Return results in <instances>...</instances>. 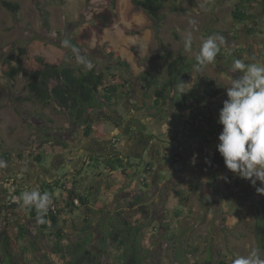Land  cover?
Returning <instances> with one entry per match:
<instances>
[{
	"label": "rangeland",
	"instance_id": "obj_1",
	"mask_svg": "<svg viewBox=\"0 0 264 264\" xmlns=\"http://www.w3.org/2000/svg\"><path fill=\"white\" fill-rule=\"evenodd\" d=\"M7 1L19 3L21 8L19 13L13 14L2 6V0H0V155L9 151L12 156L9 161L1 160L8 164L0 166V189L8 190L5 197L0 193V209H2L0 229L8 232L11 237L12 264H68L71 256L56 253L57 239L53 235H43L40 232L37 221L29 217L25 206L13 211L6 209L9 203L18 201L9 192L15 186H19V189L28 187L27 191L37 190L41 182H52L58 178L71 179L74 174H80V172L83 175L80 178L77 175L76 178L82 179L89 168L91 170L94 168L96 161H93L92 166H89L91 164L89 162L88 164L80 162L83 166L79 164L82 169L77 172L71 171L73 167H78L79 163H76L73 153H69L68 157L74 159H67L61 165L54 164L52 156L46 155L42 166L24 165L25 174L20 172L14 174L12 171L21 166L16 158L17 153L24 151L26 152L24 161L33 160L27 152L33 154L38 141L45 138L46 134L53 138H63L64 135L67 136L65 140L70 142H72L70 136L77 139L79 134L75 133L77 127L68 121L65 112L56 103L42 105L37 100L22 101V98L28 94L25 79L17 77L13 82L9 81L3 77L1 66L5 58L19 55L25 68L34 70L38 68L34 57L43 56L51 63L71 68L76 72L78 69L86 70L84 66L77 64L70 49L63 47L61 41L64 39L71 41L74 36L80 34L82 28L91 22L92 14L99 9L100 0ZM239 1L163 0L161 13L165 15V20L158 24L144 13H139L129 20L126 16L128 0H121V21L107 30L105 40L125 61L130 63V69L118 66L100 49L96 40H93L87 48H79L82 54L93 63V70L105 73L106 86L116 85L126 80L128 86L133 87L130 96L118 97L111 106L102 105L100 111L110 112L127 124H132V120L137 116L140 120L135 124L136 126L142 127V120L150 125L148 134L153 127L155 129L157 126L161 145L167 146L170 149L168 155H171L174 151L171 149L175 148L173 144L175 138L172 136L177 125L180 124L179 120L182 121V119L177 120L175 115L180 112L173 110V107L170 109L168 105L167 108L170 111L164 107V111L161 112L160 108L159 112L152 107L155 100L154 91L167 79L168 63L183 56L188 60L195 58L202 41L214 34L224 37V42L220 46L229 55L243 50V61L246 64L264 61V7L258 2L247 5L245 9L254 14L256 19L251 23L236 24L232 14ZM46 22H49V28L46 27ZM189 31L192 32V47L191 50L185 51L184 38ZM52 33H55V37L51 35ZM19 50L23 53L20 54ZM167 54L171 56L169 61L166 59ZM142 74L147 78L139 79ZM153 74H156L158 78V85L154 84ZM189 74L192 82L181 89L188 93L193 90L199 96L202 94L198 92V88L205 87L211 80H215L218 86L226 88L230 86L233 78H239L242 75L239 72L231 73L229 68L219 63L217 58L213 64L205 66L201 71L193 68ZM143 84L146 85L147 90ZM226 99H228L227 90L214 100L203 99V102L211 105L213 109L207 110L211 115H204L203 124L211 121L210 127L215 129L216 124H219V112ZM200 112L202 113L203 110ZM201 113L197 115L200 116ZM94 114L97 115V113ZM183 114L184 119L191 113L187 111ZM163 124H168L169 132L166 137L161 135ZM109 125L111 124L98 119L94 123V129L102 135H108L110 130L114 129ZM205 129H198V133L191 138H187L189 137L187 135L185 139H193V144L195 140H201L198 144L204 145L202 140L205 139L206 134H200ZM221 131L222 129L208 138L209 142L205 144L208 146L206 149L200 150L197 143L195 146L192 144L189 145L191 147L185 148L182 156L188 158L187 165L182 163L177 167H167L164 170L157 159L146 158V161L149 160L148 162L154 165L152 173L146 174L142 168L143 165L140 168L136 176L140 180L139 187L146 192L143 196L145 204L153 206L152 219L146 223L142 238L144 264H175V256H178V259L183 260L185 264H218L221 259L232 264L234 259L247 256L253 248H258L255 236L258 208L253 196H264L256 191V188L262 185L257 181L256 186H253L251 181L237 177L230 170L213 166L212 154L220 143L218 137ZM187 143L189 144V140L181 144L177 142V145L182 147ZM42 150H46V154L48 150L50 151L48 148ZM16 162L19 163L16 164ZM44 166L46 170L43 169ZM59 166V169L53 170ZM84 168L85 171H82ZM69 172L68 178L66 173ZM52 173L58 177L52 176ZM112 175L109 176L104 171L98 177L92 176L86 179L89 182L99 178V195L103 200V206H108L106 211L115 214L119 209L133 222L134 218L139 217L140 214L137 207H129L128 199L142 193L131 191L123 194L124 192L120 190L110 189V187L121 188L128 185L127 180L115 174ZM31 181L32 184H30ZM225 181L229 182L228 186L225 185ZM145 184L148 187H145ZM178 191L187 198V204H178L176 195ZM219 191L223 195L231 193L232 196L223 201ZM61 192L65 194L62 190H57L56 195L59 196ZM23 193L24 191L21 192L22 195ZM124 195L127 196L124 200L126 203H122ZM79 210L77 209V212H80ZM108 215L110 213L106 212L105 216ZM64 218L65 220L60 224L65 233L63 243L72 245L86 235L75 227V222L79 225L83 224L82 215L70 213L68 210ZM98 223L100 222L97 217L95 224ZM166 226L173 231L175 235L173 238L171 237L173 233L169 232ZM22 227L25 229L24 234H21ZM89 236H94L92 243L96 246L102 233L98 228H93ZM99 246L104 251H109L106 254H100V264H113L111 262L113 256L110 253L118 252L116 247L109 244H99ZM1 247L0 242V249ZM5 259V254L2 253L0 264Z\"/></svg>",
	"mask_w": 264,
	"mask_h": 264
},
{
	"label": "trees",
	"instance_id": "obj_2",
	"mask_svg": "<svg viewBox=\"0 0 264 264\" xmlns=\"http://www.w3.org/2000/svg\"><path fill=\"white\" fill-rule=\"evenodd\" d=\"M51 1L57 2L61 0ZM256 2L264 7V0H240L233 10L232 16L234 22L236 24L253 22L256 17L254 14L247 11L245 7ZM1 4L13 14L19 13L21 8L20 4L17 2L2 0ZM162 9L163 0H128L126 16L131 20L135 15L144 13L155 20L158 24H161L165 20V15L161 13ZM120 21L121 0H100V7L92 14L91 22L83 27L80 34L74 36L70 42L78 48H87L92 44L93 40H96L100 49L111 60L115 61L118 66L130 69V63L125 61L119 52H117L115 48L105 40L107 30L119 24ZM46 27L49 28V22H46ZM237 52L235 51L233 54L229 55L220 46L216 58L219 63H222L230 69L234 59L243 60V50ZM19 53L21 54L23 51L19 50ZM18 56L5 58L2 61L1 73L3 77H6L11 82L17 77H23L25 79L28 94L22 98V101L34 102L37 100L42 105H48L50 102L56 103V105L65 112L68 121L73 126L84 128L87 137L94 131L93 126L98 119H102L104 123L116 127L121 125L122 122L118 116L112 115L110 112L102 113L100 107L102 105L111 106L118 97L130 96V91L133 87L132 85L128 86L126 80L121 81L116 85L106 86L105 73L97 72L93 69L91 71H88L87 69H78L76 72V70L71 68L64 66L61 67L57 64L51 63L43 56H35L34 60L38 64V68L28 70L25 68L22 59ZM170 58L171 56L167 54L166 59L169 61ZM195 64V58L188 60L184 56L170 61L167 66V79L160 88H157L154 91L155 100L152 107L157 110L161 108V112L164 111V107L167 108L170 106V109L173 107V110L180 112L175 115L177 119H183V113L189 111V113L192 114V117L188 121H183V126L186 128L188 125H191L195 127L194 133H197L199 131V122L196 120L193 113L201 109H204L207 112L210 107L203 102V99L207 98L214 100L227 90V87L224 88L221 85L218 86L215 80H211L205 87L202 86V88H198V92L202 94V96H199L197 92H194L193 90L189 91V93L182 90V87H185L192 82V77L189 73H191ZM146 78L147 77L142 74L139 79L143 80ZM153 81L155 85H158L156 74H153ZM181 81L185 83L182 84V87L178 91L177 85L180 84ZM143 86L147 90L146 85L143 84ZM181 93L185 94L182 95ZM170 109H168V111H170ZM94 113H97L98 116ZM162 115L163 114H161V116ZM160 118L162 119V117ZM216 127L217 129L215 131L207 129L203 132L206 134V137L202 142H209L208 138L214 135V133H219V130L222 129L223 126L221 124H216ZM46 131H48L47 128ZM178 143L181 144V142ZM67 146L68 144L61 140V138H53V136L51 137L46 134L45 138L43 137L38 141L33 154L29 152H27V154L33 159V163L42 165L47 155L46 150H42L43 148H48L50 151L56 152L60 149L65 150ZM207 147L208 146L205 145L204 149ZM25 153L26 152L17 153L16 158L20 162H24ZM0 157L9 161L12 156L9 151H5ZM128 159L117 157L101 161L97 157H89L88 162L91 163L89 166H92L93 161H96V164L92 170L90 168L88 169L86 176H83L82 179L77 180L76 177L71 179L58 178L57 180H52V182H41L37 190L41 193H47L52 200L49 211L44 217V223L38 221L37 212L34 208L25 207L29 217L37 221V226L39 227L40 232L43 235H53L54 238L57 239L58 244H56L55 248L56 253L71 256L68 264H100V254H106L109 251H104L99 244H109L116 247L118 252L110 253L113 256L112 258L109 255V257L113 259L111 260L113 264H144L145 255H142V238L144 229L147 226L146 223L152 219L153 214V206H147L143 198L146 192H144L143 189H140L139 191L142 194L128 199L129 207H137L140 214L139 217L137 216L134 218V221L131 222L128 219V216L119 209L115 214H111L108 210L106 211L108 206H103V200L99 195V178H95L94 181L90 180L89 182L86 179L87 177L92 178V176L98 177V175L104 171L111 175L120 172L122 173L121 175L130 179V171L134 168L135 163ZM171 162L174 165L182 163L187 165L188 158L182 156L179 150L172 154ZM212 164L214 167L227 169L224 159L218 150H215L212 154ZM147 165H149V168L146 166L144 172L146 174L152 173L154 167L153 163L148 162ZM101 166L103 168H101ZM82 171H85V168ZM82 175L81 172L78 174V176ZM102 177L103 174L100 178L102 179ZM227 181L224 182L225 185L229 184ZM129 187V185H125V187L115 188V190H120L125 194L131 192ZM145 187H148L147 184H145ZM113 188L114 187H110V189ZM27 189L28 187L19 189V186H15L11 191V195L13 198H17L18 201L9 203V205L6 206V209L12 211L20 209L23 206L21 192H25ZM57 190H62L65 194L61 192V194L57 196ZM106 190L108 189L106 188ZM176 195L178 198V204H187L188 200L181 191H178ZM219 195L223 201L232 196L231 193L229 195H223L221 191H219ZM122 198V203H126L124 200L127 199V196L124 195ZM253 200L258 208V217L255 222V236L258 249L262 255H264V196L254 195ZM77 209H80V212H77ZM68 210H70V213L82 215L83 224L79 225L75 222V227L86 234L84 237L78 239V242H73L72 245H64L63 240L65 233L63 228L60 227L61 222L65 220L64 214L67 213ZM1 212L2 209H0V213ZM106 212L110 213V215L105 216ZM97 217L98 222L101 224H95ZM95 227L100 230V233H102V237L96 242V246L92 243L94 236H89V232L93 228L96 229ZM166 227L170 232L171 230L169 226ZM24 232L25 229L22 227L21 234H24ZM171 232L173 233V231ZM174 236L173 233L171 237L173 238ZM10 241L11 237L8 232L0 229V242L2 245L0 249V257L2 253H4L6 257L2 264H12L11 261L13 257L10 251ZM174 263L185 264L183 260L180 261L178 259V256L174 257ZM218 264L228 263L226 260L221 259Z\"/></svg>",
	"mask_w": 264,
	"mask_h": 264
},
{
	"label": "clouds",
	"instance_id": "obj_3",
	"mask_svg": "<svg viewBox=\"0 0 264 264\" xmlns=\"http://www.w3.org/2000/svg\"><path fill=\"white\" fill-rule=\"evenodd\" d=\"M51 35L55 37V33ZM223 42L224 37L218 34L204 39L195 57L194 69L201 71L205 66L213 64ZM61 44L70 49L77 64L88 71L93 69V63L69 39L62 40ZM191 47L192 32L189 31L184 38V49L189 51ZM229 71L242 75L233 78L227 87L228 99L223 102L219 112L218 123L223 127L218 137L220 143L217 150L228 170L239 178L251 181L253 186L259 181L262 186L257 187L256 191L264 195V61L246 64L242 59H234ZM183 83L181 81L177 85L178 91ZM165 128L168 131V124ZM0 166H3L2 161ZM21 199L23 206L34 208L38 221L44 223V217L52 204L50 196L32 190L25 191ZM232 264H264V258L258 248H253L247 256L234 259Z\"/></svg>",
	"mask_w": 264,
	"mask_h": 264
},
{
	"label": "crops",
	"instance_id": "obj_4",
	"mask_svg": "<svg viewBox=\"0 0 264 264\" xmlns=\"http://www.w3.org/2000/svg\"><path fill=\"white\" fill-rule=\"evenodd\" d=\"M203 110V112L201 113L200 111ZM198 112H194L193 115L195 116L196 120L199 122V130H202L204 128H206L205 130L212 128L210 127L211 121H209L207 124L204 123V115H208V112L206 113V110L201 109ZM198 113H201L200 116L197 115ZM191 116V114H190ZM190 116L188 118H184L181 120H179L180 124L177 125V129L176 131H174L173 133V138H175L173 140V144L176 146L177 142H183V141H187L189 140V144H185L186 145V149L187 147H191L189 145L193 144V139H185L187 135H189V137L187 138H191L192 135H195L196 133H194L195 131V127L188 125L186 128H184V124H183V120L184 121H188L190 119ZM199 116V117H198ZM201 118V119H200ZM160 119V118H159ZM200 119V120H199ZM140 120V118H138L136 116V119L132 120V124H127L125 123H121V125L119 127H116L114 125H109L111 127H114L113 130H110L108 135H102L100 134L98 131H96L94 129V131L87 137L85 135V131L83 127H77L75 130V133L77 132V134H79V137L76 139L74 136H70L72 138V142L65 140L67 138V136H62L63 138H61V140L65 141L68 146L65 150H57L56 152H52V151H47V156H52L53 158V163H59V165L63 164L66 162L67 159H74L76 160V163H78V167H73L71 169V171H81L82 166L84 162L88 163L89 157H97L99 158L101 161L104 160H109L112 158H129L130 161L134 162V168L130 171L131 174V178L128 179L127 177H125L124 175H121L122 173L120 172H116L114 173L115 176H119L121 179L127 180V184L131 185L130 191H135L140 193V187L138 182L140 180L137 179V174L140 170V168L142 167V165L144 167L143 170H145L146 166L149 168L148 161L149 160H153V158L158 160V164L162 166V168L164 170H166V164H162V160L164 157L165 152H167L168 150H165V145H161L162 142H160V136H159V131L156 130V128L151 130V132L148 134V130H149V126L148 124H145L143 122V120L141 121V126L142 127H138L135 124L138 123V121ZM166 124L162 125L163 128V132L161 133V135L163 137H166L167 132L166 128H165ZM207 127H206V126ZM108 127V125H106ZM212 126V125H211ZM159 127H161L159 125ZM158 127V128H159ZM94 128V126H93ZM214 128V127H213ZM203 130V132L205 131ZM200 135H202V133ZM183 133V134H180ZM198 133V132H197ZM121 134V135H120ZM198 135V136H200ZM197 143V141H194L193 146H195ZM206 143V142H205ZM167 147V146H166ZM205 145H203L202 147L200 146V150L204 149ZM168 148V147H167ZM184 149V150H186ZM172 150H174V152H177L180 150L181 154H183V148L180 147L179 150H176L175 148ZM24 152V151H23ZM69 153H73V157H68ZM119 154L118 156L116 154ZM87 155V158H85V156ZM54 157L55 160H54ZM51 158V159H52ZM146 158L149 159L148 161H146ZM3 161V159L0 157V161ZM45 161V160H44ZM51 161V162H52ZM80 162H82V166H80ZM156 162V161H155ZM19 162H16V164H18ZM8 163H5V161L3 162V166L7 165ZM35 164L33 163V161L31 160H25L24 162H20L19 167H17L16 169H14V171H12L14 174L17 172H20L21 174H25L26 172L24 170H26V168H23L24 165H32ZM80 164V165H79ZM37 165V164H36ZM43 165V164H42ZM42 165H37V166H42ZM175 167V166H174ZM45 168V166L43 167V169ZM59 167H56L55 169L53 168V170L59 169ZM9 170V169H8ZM11 170V168H10ZM41 170V169H40ZM46 170V168H45ZM137 172V173H136ZM69 173H66V177L69 178ZM52 176H56V178L58 177L56 174L54 175V173L51 174ZM78 174H74L72 176L76 177ZM109 176H111V174H109ZM79 178L81 176H78ZM113 177V175H112ZM106 179V177H105ZM33 182L31 181L30 184H32ZM115 189V188H113ZM7 189H0V193L3 195V197L7 196ZM11 193V192H9Z\"/></svg>",
	"mask_w": 264,
	"mask_h": 264
},
{
	"label": "flooded vegetation",
	"instance_id": "obj_5",
	"mask_svg": "<svg viewBox=\"0 0 264 264\" xmlns=\"http://www.w3.org/2000/svg\"><path fill=\"white\" fill-rule=\"evenodd\" d=\"M206 105H208L207 103H206ZM209 107H210V109H212V106L211 105H208ZM210 109H209V111H210ZM210 114V112L208 113V115ZM211 115V114H210ZM192 117V114H191V116H190V118ZM209 129H212L213 131H215L216 129H217V127H215V129H213V128H209ZM201 141V140H200ZM200 141H197V146L199 147V146H203V145H201V143L200 144H198ZM204 143H205V141H203ZM206 144V143H205ZM204 144V145H205ZM165 150H170L169 148H167L166 146H165ZM179 148H180V146L178 145V146H176L175 147V149L176 150H179ZM182 148H183V150L186 148V145H182ZM172 150V149H171ZM178 152V151H177ZM168 153H170L169 151H167V152H165V154H164V157H163V160H162V164H166V168L167 167H177V165H174V164H172V162H171V156H172V154L173 153H175L174 151H172V153H171V155H168ZM168 155V156H167ZM85 158H87V155L85 156ZM12 180H14V178L12 179ZM41 184V183H40ZM39 184V185H40ZM39 185H38V187H39Z\"/></svg>",
	"mask_w": 264,
	"mask_h": 264
}]
</instances>
